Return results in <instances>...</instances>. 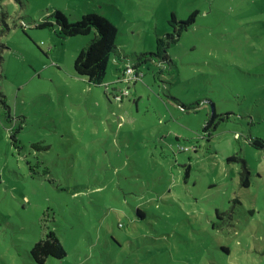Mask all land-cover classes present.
Listing matches in <instances>:
<instances>
[{
  "label": "rangeland",
  "instance_id": "rangeland-1",
  "mask_svg": "<svg viewBox=\"0 0 264 264\" xmlns=\"http://www.w3.org/2000/svg\"><path fill=\"white\" fill-rule=\"evenodd\" d=\"M55 10L116 26L102 83L73 69L92 34L35 26ZM172 12L195 20L115 98L125 62L172 32ZM213 111L223 119L203 129ZM254 137L264 0H0V264H264ZM51 230L65 255L36 263L29 250Z\"/></svg>",
  "mask_w": 264,
  "mask_h": 264
},
{
  "label": "trees",
  "instance_id": "trees-1",
  "mask_svg": "<svg viewBox=\"0 0 264 264\" xmlns=\"http://www.w3.org/2000/svg\"><path fill=\"white\" fill-rule=\"evenodd\" d=\"M195 16L196 12H191L185 19L180 20L172 12L167 20L173 28L172 32L166 33L165 37L158 36L153 51L142 52L136 55L134 62L129 60L125 63L131 65L135 71H138L142 70L139 65L147 60L168 61L166 47L178 40L180 32L194 22ZM35 26L40 28L56 26L58 34L63 38L92 34V37L74 58L73 69L76 75L86 78L89 83L100 84L103 82L111 53L116 50L117 28L108 18L97 12H85L77 20L68 22L61 11L55 10L48 15L47 20L38 22ZM116 59L115 57L114 60ZM121 59L124 58L120 55L118 60ZM113 91L117 90L113 89ZM1 102L4 105L3 99ZM217 119H223V115L213 111L209 123L204 124L203 129H207ZM249 143L255 147L264 148V140L260 137L250 138ZM227 161L241 162V168L238 173L239 183L245 187L249 186L250 179L248 174L250 173L246 160L242 156L232 154L227 157ZM187 175L188 169L185 170L184 177ZM29 254L36 263H43L49 256L62 258L65 255V249L54 231L51 230L43 238L33 243Z\"/></svg>",
  "mask_w": 264,
  "mask_h": 264
},
{
  "label": "built area",
  "instance_id": "built-area-1",
  "mask_svg": "<svg viewBox=\"0 0 264 264\" xmlns=\"http://www.w3.org/2000/svg\"><path fill=\"white\" fill-rule=\"evenodd\" d=\"M144 73L142 70H138V71H135L131 65L129 64H125L124 67L122 68V70L120 71V73L117 75V78L116 80H126L127 81V89L125 90H121L120 92L115 91V92H118V93H115L114 92V97L121 100L123 98V95H125L126 93L129 92L128 90V84L130 81L132 82H135L136 80L138 79H141L143 77Z\"/></svg>",
  "mask_w": 264,
  "mask_h": 264
},
{
  "label": "crops",
  "instance_id": "crops-1",
  "mask_svg": "<svg viewBox=\"0 0 264 264\" xmlns=\"http://www.w3.org/2000/svg\"><path fill=\"white\" fill-rule=\"evenodd\" d=\"M135 82L131 83V84H134Z\"/></svg>",
  "mask_w": 264,
  "mask_h": 264
}]
</instances>
